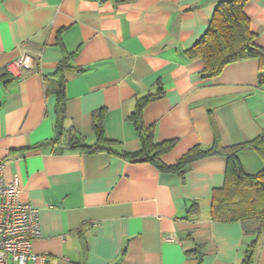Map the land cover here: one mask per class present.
Returning <instances> with one entry per match:
<instances>
[{"label":"crops","instance_id":"obj_1","mask_svg":"<svg viewBox=\"0 0 264 264\" xmlns=\"http://www.w3.org/2000/svg\"><path fill=\"white\" fill-rule=\"evenodd\" d=\"M220 1L0 0V167L40 220L27 264H241L259 222L212 218L225 155L182 174L122 156L141 151L128 118L148 96L140 122L153 144L173 142L165 166L264 131V64L238 61L210 78L186 52ZM244 13L264 50V0H248ZM23 53L36 61L16 80L5 65ZM95 126L113 151L81 147L98 141ZM237 161L246 174L264 168L253 148ZM252 264H264V232Z\"/></svg>","mask_w":264,"mask_h":264},{"label":"trees","instance_id":"obj_2","mask_svg":"<svg viewBox=\"0 0 264 264\" xmlns=\"http://www.w3.org/2000/svg\"><path fill=\"white\" fill-rule=\"evenodd\" d=\"M248 0H221L206 27L203 35L186 51L190 59H198L203 65L207 77L218 76L229 64L247 59H256L264 64V50L254 43V33L250 30V23L244 13V6ZM68 67L64 60L58 66L57 72ZM258 82H264V72L258 76ZM57 111L63 108V84H58ZM148 98H150L148 96ZM148 98L137 102L135 109L129 115V121L134 125L141 140L142 148L139 153L123 157L152 163L162 171L182 174L183 168L192 161L213 154L225 155L230 168L224 187L214 193L211 204V215L214 220L230 222L244 218H256L259 227L255 231L256 238L247 246L243 253L241 264H252L253 254L259 236L264 232V168L256 174L244 173L237 161V153L243 148H253L264 158V131L251 141L218 148L212 146L207 150L198 147L184 154L176 164L163 165L159 157L167 153L173 142L153 144L150 129H146L140 122L141 110ZM153 98V97H151ZM60 128V127H59ZM61 128L59 129V133ZM94 132L98 141L93 145H82L92 151H113L106 141H102L101 130L95 126ZM72 144L73 147L78 146ZM236 165V169L232 167Z\"/></svg>","mask_w":264,"mask_h":264},{"label":"built area","instance_id":"obj_3","mask_svg":"<svg viewBox=\"0 0 264 264\" xmlns=\"http://www.w3.org/2000/svg\"><path fill=\"white\" fill-rule=\"evenodd\" d=\"M35 59L23 53L5 65L8 76L16 80L32 69ZM19 183L14 178L5 182L0 167V264H27L36 257L32 254V241L40 235L37 209L19 200ZM44 258L41 257L42 261Z\"/></svg>","mask_w":264,"mask_h":264}]
</instances>
